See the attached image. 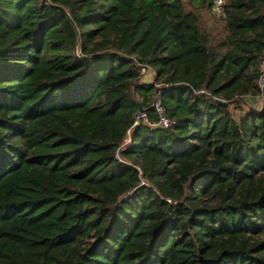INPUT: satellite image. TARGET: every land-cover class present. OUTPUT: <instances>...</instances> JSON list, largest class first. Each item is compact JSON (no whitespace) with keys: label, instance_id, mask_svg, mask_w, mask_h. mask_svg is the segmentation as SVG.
<instances>
[{"label":"trees","instance_id":"1","mask_svg":"<svg viewBox=\"0 0 264 264\" xmlns=\"http://www.w3.org/2000/svg\"><path fill=\"white\" fill-rule=\"evenodd\" d=\"M224 1L0 0V264H264V0Z\"/></svg>","mask_w":264,"mask_h":264},{"label":"built area","instance_id":"2","mask_svg":"<svg viewBox=\"0 0 264 264\" xmlns=\"http://www.w3.org/2000/svg\"><path fill=\"white\" fill-rule=\"evenodd\" d=\"M224 0H211V12L219 17L224 16ZM261 68H260V78L257 83L259 87L262 89L264 83V51L261 58ZM152 108L154 111L155 119L152 120L148 112L146 111H138L134 115L133 126H136L140 123L148 126L151 129L159 128L162 130L170 128L174 121L168 117L166 110L162 104L161 98L158 94H154L152 99ZM129 131V130H128Z\"/></svg>","mask_w":264,"mask_h":264},{"label":"rangeland","instance_id":"3","mask_svg":"<svg viewBox=\"0 0 264 264\" xmlns=\"http://www.w3.org/2000/svg\"><path fill=\"white\" fill-rule=\"evenodd\" d=\"M184 5L187 9H195L199 10L202 14V23L203 26H209L212 27L214 30H222L223 28V22L221 21V17L213 14L211 12V9H208L207 7H200L199 5H196V3L193 2V0H183ZM148 75L146 76V78ZM249 102L251 104H254V107L259 108L261 103L264 102V95L261 96H252L249 98Z\"/></svg>","mask_w":264,"mask_h":264},{"label":"water","instance_id":"4","mask_svg":"<svg viewBox=\"0 0 264 264\" xmlns=\"http://www.w3.org/2000/svg\"><path fill=\"white\" fill-rule=\"evenodd\" d=\"M262 94L264 95V83H263V86H262ZM139 111H144L142 108L139 107ZM264 111V102H263V105H262V108H261V112Z\"/></svg>","mask_w":264,"mask_h":264}]
</instances>
